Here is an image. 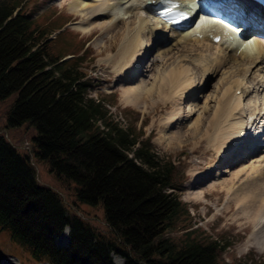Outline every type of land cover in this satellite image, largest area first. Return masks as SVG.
<instances>
[{
    "label": "trees",
    "instance_id": "trees-1",
    "mask_svg": "<svg viewBox=\"0 0 264 264\" xmlns=\"http://www.w3.org/2000/svg\"><path fill=\"white\" fill-rule=\"evenodd\" d=\"M26 1L0 0V98L17 93L9 123L34 125L33 157L59 182L73 184L77 201L102 207L112 239L69 214L59 193L38 182L29 155L19 154L2 133L0 231L34 263L113 264L110 253L121 254L125 264L224 262V245L185 230L190 214L172 165L89 96L82 57L57 55L58 39L25 12ZM65 227L68 241L58 246Z\"/></svg>",
    "mask_w": 264,
    "mask_h": 264
},
{
    "label": "rangeland",
    "instance_id": "rangeland-1",
    "mask_svg": "<svg viewBox=\"0 0 264 264\" xmlns=\"http://www.w3.org/2000/svg\"><path fill=\"white\" fill-rule=\"evenodd\" d=\"M71 1L75 0H27L24 9L25 12L32 14L33 19H38L41 24L49 27V38L58 39L54 43V51L57 55L74 53L63 57L68 58L76 55L82 57L81 67L85 70V78L90 83L89 96L102 101L110 117L118 122L121 127L130 126L138 135L141 133L142 138H148L157 156L164 163H170L176 175L183 180L179 185L177 194L179 199L186 204L190 214L191 224L185 230L195 229L204 238L216 240L224 245L225 251L222 254L224 262L222 261L221 264H230L234 261L242 264L264 262V250L258 248L261 245L258 241L264 236V215L258 213L260 212L258 204L252 208L251 203L248 207L250 209L244 210V212L250 210L247 215L240 211V208L243 207V199L247 197L246 200L250 201V199H254L250 197L254 196L256 200L258 190L261 189L260 181L253 182L252 185L245 184H247V176L252 173L249 169L250 163L258 166L261 172H264V149L254 154L248 152L249 155L246 158L237 162L236 160L243 150L237 155L234 152L232 162L237 164L234 167L226 166L229 172L226 171L224 174L216 176L218 170H226V168H218L215 171L209 170L213 168L211 164L219 156L215 154L218 152L214 151L216 145H213L212 137L214 138V136L211 135L212 131L210 130L212 111L216 109V100L221 97L223 90L231 84L232 79H235L237 75H233L234 73L233 76L228 75L229 71L236 67L231 62L227 65L228 67L225 66V69L217 73L214 80L207 77V70H209V66L211 67L216 63L217 56L228 55V52L225 51L228 44L216 46L205 40H201V44L187 45L182 43L183 46L194 49V53L174 49L172 52H168L169 55L166 54L163 63L154 64L152 71L148 73L144 69L147 64L151 63L153 55H158L157 52L161 47L167 48L176 43L177 39L170 41V35L174 36V32L169 28H166V32L160 29V32L162 31L170 41L166 47H164V42H154L152 37L148 40L149 35H145L143 38L141 34L140 39L147 44V47H145L139 64L143 75L138 76L136 83L140 85L143 93L141 92L140 97H130L131 104H127L121 92L125 87H129L132 81L124 82L123 78L134 63L137 54L136 50H133L135 47L131 49V46L125 44L126 31H123V26H121L123 23L118 24L119 28H116L114 32L109 28L101 29L97 25L109 21L111 16H98L88 22L89 14H86V17L79 16L71 8ZM92 1L88 0L85 3L91 5ZM115 1L112 0V3L114 4ZM110 3L111 0H106L107 9ZM100 5L105 7V3ZM135 11H138L142 16L147 13L144 10ZM236 13L238 12L236 11ZM131 17L127 18L126 25L128 26H131V22L136 21L133 15ZM59 26L60 28L56 29ZM152 26L149 30L153 32ZM237 38L241 41L239 36ZM205 48L210 49V54L204 51ZM121 49L125 50L123 54H121ZM178 49H180L179 45ZM213 52H215L214 56L212 55ZM161 57L158 56V60ZM201 64L203 65L201 66ZM180 66L186 68V71L177 79L175 76L180 73ZM178 68L179 70L172 74ZM226 75L227 79L226 77L223 78ZM188 82H191L197 89L191 98L181 94ZM220 82H224V84ZM207 83H210V86H207ZM238 90H236L237 95L240 94ZM249 92H246L247 97L253 99L254 92ZM246 94L243 95V98ZM129 95L132 96L131 93ZM16 96L17 93L13 92L7 97L0 98V133L12 143L19 154L29 155L38 182L59 193L69 214L80 217L100 236L112 239V233L105 223L102 207L77 201L73 193V184L67 185L59 182L53 173L48 171L44 162L33 157L31 141L36 134L34 125L29 121H23L19 125L9 123V113ZM246 100L242 101V105L246 103ZM259 101L264 103V99L261 97H259ZM191 103L197 104L195 110ZM206 108L208 112H206ZM243 118L245 121L249 120L248 115L245 116L244 114ZM168 123H172L169 126L171 128H166ZM257 127H259V131H255L253 127L250 131L254 130L252 136L258 132L255 137L262 142L264 139V120ZM167 134H172L170 136L174 138L171 142L164 143L163 135ZM207 170L210 175L213 174V178L203 177L199 182L193 181L197 179L195 177H201ZM237 170L239 172L235 173ZM217 178L225 183L219 184L218 187L224 185L223 187L226 189L221 190L218 187L210 189ZM189 181L192 182L189 183ZM235 193H237V197L234 196L233 200ZM237 201L239 204L235 203ZM245 215L246 217H243ZM190 222L187 221V224ZM255 223L258 225L256 226ZM258 228L260 231H255ZM178 231H172L170 235H176L179 233ZM57 239L58 245H65L68 241V229L67 231L64 230ZM110 258L113 264H125L124 257L119 253H110ZM0 264L41 263H34L24 248L17 246L6 232L0 231Z\"/></svg>",
    "mask_w": 264,
    "mask_h": 264
},
{
    "label": "bare ground",
    "instance_id": "bare-ground-1",
    "mask_svg": "<svg viewBox=\"0 0 264 264\" xmlns=\"http://www.w3.org/2000/svg\"><path fill=\"white\" fill-rule=\"evenodd\" d=\"M75 1H71V8L74 11H76L79 16L83 15L82 17H86V14H89L90 19L87 20L88 22H90L89 20H91L92 18L98 16L99 17L111 16L110 17L111 19L109 21L107 22L104 21L103 23H99L97 25V27L101 29L109 28L111 31L114 32L116 31V28H119L118 24L123 23L121 24V26H123L122 28L123 31H126V35L124 39L125 44H127V46H131V49L135 47V49L133 50H136V54H137L135 60L133 61L134 63H132L131 67L125 73L126 76L123 78L124 82L132 81V84H130L129 87H125L124 90H122L121 92L123 99H125V102L127 104H131L130 97L133 98L140 97L141 94L143 93L140 85L136 83L138 76L143 75L142 69L140 68L139 64L142 54H144L145 47H147L146 46L147 44L143 43L142 39H140L141 34L143 38L145 35H149L148 40L150 37H152L154 42L156 41L159 43L164 42L165 43L164 47H166V45H169V42L172 39H177L176 43L171 44L164 49L161 47L159 49V52H157L158 55H153V57L151 58V63L149 65L147 64L144 69V71L148 73L152 71L154 64L160 62L163 63L165 56L169 55L168 52H172L174 49H177L178 51L185 50L188 53H194L195 51L194 49L187 48V46H183V44H187V45L198 44L200 43L201 40H205L206 42H210L211 45H216V46L228 44L225 47V51L228 52V55L221 54L217 56L216 57L217 59L215 60L216 63L211 67L209 66V70H207V77H209L210 80H214L216 78L217 73L225 69V66L228 67L227 65H229V63L231 62L236 67L232 65L235 69L230 70L228 75H232L233 73H234L233 75H237L235 79H232L233 81H231V84L227 85L226 88L223 90L221 97L218 100H216V104H215L216 109H214L215 111H212L213 115L211 114L212 120L210 122L211 124L210 130L212 131L211 135L214 136V138L212 137V142L213 145L214 144L216 145L214 151L218 152L215 154L219 156L211 164L213 168L209 170L215 171V169L226 168V166L234 167L236 166L237 161H241L244 158H246L249 154L261 152L264 149V139L262 142H260L258 138L255 137L257 134H254L252 136L254 130L259 131V127L257 126L260 122L264 120V103L259 101V97L264 99V87H263L264 79H262L261 77V74L262 75L264 74V10L260 9L261 7L258 8L255 3L249 5L250 0H242L241 4L237 0H199V1L197 0V2H195V0H168L169 5H171L173 8H178V9L189 8V10L192 13L194 12L198 13V11H200L202 14L208 16H214L219 19H220V15H222L224 11H226L229 13H234L235 15L237 14V17L241 20V21L239 20L241 22L240 25H237L234 29L231 28L227 30L224 29L221 25L213 23L212 22L213 19H211L210 17H201L199 22L196 24V27L181 32H179L176 29H173L174 36L170 35L171 39L169 41L168 37H165V34L162 33V31L166 32V28H169V26L172 25L168 26L164 24L162 21H160L162 19L159 16H157L154 13V11H152L155 7V4L158 1H163V0H116L114 4L112 3L111 0V3L108 4L109 6L108 9L106 8V0L103 1L93 0L92 3H90L91 5H87L85 3V1L88 0H77L76 2ZM96 2L97 3L99 2V4H96ZM101 2L105 3V7H102L100 5V4H104ZM197 3L200 5L199 7H197ZM207 5H211V6H207ZM212 5L214 6L216 5L220 8H223V10L218 12V10L217 9L215 10L212 7ZM80 8L82 9L79 10ZM143 9L147 10V13H145L143 16L142 14H139L138 11H135V10H143ZM236 11L238 13H236ZM132 15L134 19H136V21L131 22L130 23L131 26H128L126 25L127 18L131 17ZM187 21L188 19H181L179 22L187 24ZM175 24L176 23H173V27ZM150 26L153 27L154 30L153 32L149 30ZM160 29L162 30L161 32ZM251 31H253L254 35L249 36L248 33H250ZM232 34H234L233 37L231 36ZM218 35L220 36L219 42L213 43L212 42L213 37ZM210 36L211 38L209 39ZM238 36L241 38L240 39L241 41H239V39L237 38ZM178 45L180 46V49H178ZM209 50L210 49L205 48L204 51L210 54ZM124 52L125 50L124 51L122 50L121 54H123ZM212 55L214 56L215 52H213ZM158 56H162L161 59L158 60L157 58ZM198 64H200V62H198ZM203 64H201V66ZM179 68L181 69L180 73L177 74V76H175L177 79H179L180 76L186 71V68H182L181 66ZM179 68L176 71L172 72V74L176 73L179 70ZM185 75H183V77H185ZM183 77H181V79H183ZM225 77L227 79V75L224 76L223 78ZM228 78L230 77L228 76ZM222 84H224V82ZM207 86H210V83ZM237 89H240L239 95L235 94ZM196 90L197 89H195V86L192 85L191 82H188L186 88L182 90L181 94H183L184 97L187 96L191 98L193 97L192 94L196 92ZM247 91L254 92L253 99H249V97H247L248 96L246 94ZM129 93H131L132 96H130ZM244 94L246 95L243 98ZM244 99L247 100L246 103L242 105V101ZM191 104L193 105V109L195 110L197 104L196 103L195 104L191 103ZM205 110L206 112H208L207 108ZM244 114L245 116L246 115L249 116L248 121L244 120L243 118ZM171 124L172 123H168L166 125V128H171L169 127ZM252 127L254 130L250 131ZM170 135L172 134L163 135L164 143L171 142V140L174 137ZM246 149L247 151H245ZM241 150H243L242 151L243 155L240 154L236 162L233 163L232 157L234 158L233 156L234 152L235 155H237L238 152H240ZM227 169L228 168H226V170L223 169L218 170L216 176H218L219 174H224V172L226 173ZM249 169H251L250 172L252 173L249 176H247V184L245 185H252L253 182L260 181L261 189L258 190L256 200L254 196L250 197L254 199L249 198L250 201L246 200L247 197L243 199L242 202L243 207L240 208L241 209L240 211L241 213H245L247 215L250 212V210H246L245 212L244 210L248 208L252 203V208L258 204L260 208L258 209L260 211L258 213H262L264 215L263 213L264 212V172H261L258 166H255L253 164L251 165V163ZM238 172L239 170L235 171V173ZM212 175L213 174L210 175L207 170L204 174H202L201 177H195L197 179L193 181L199 182L200 179L203 177L213 178ZM217 179L215 180L214 185L210 186L212 187L210 189H215L216 187H218L219 184H225L223 181H219L220 179L218 180ZM190 182L192 181H189V183ZM223 186L218 188H220L221 190L226 189ZM234 196L237 197V193L233 194V198L231 197L233 200H234ZM237 202L235 203L239 204V202L238 203ZM246 215L243 217H246ZM232 216L234 217V215ZM257 225L258 224H256V226ZM64 230L67 231V228H65ZM257 230H259V228L256 229L255 231ZM263 240H264V236H262V238L258 241L259 244H261L258 248L262 250H264Z\"/></svg>",
    "mask_w": 264,
    "mask_h": 264
},
{
    "label": "snow or ice",
    "instance_id": "snow-or-ice-1",
    "mask_svg": "<svg viewBox=\"0 0 264 264\" xmlns=\"http://www.w3.org/2000/svg\"><path fill=\"white\" fill-rule=\"evenodd\" d=\"M171 9H169V11H170ZM161 15H165V13H161ZM181 18H183V14H181Z\"/></svg>",
    "mask_w": 264,
    "mask_h": 264
}]
</instances>
